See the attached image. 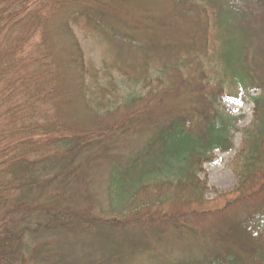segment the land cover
I'll list each match as a JSON object with an SVG mask.
<instances>
[{"label": "trees", "instance_id": "trees-1", "mask_svg": "<svg viewBox=\"0 0 264 264\" xmlns=\"http://www.w3.org/2000/svg\"><path fill=\"white\" fill-rule=\"evenodd\" d=\"M0 264H264V0H0Z\"/></svg>", "mask_w": 264, "mask_h": 264}, {"label": "rangeland", "instance_id": "rangeland-1", "mask_svg": "<svg viewBox=\"0 0 264 264\" xmlns=\"http://www.w3.org/2000/svg\"><path fill=\"white\" fill-rule=\"evenodd\" d=\"M242 102L236 96L225 95L222 99L223 106L227 107L234 116L241 117L238 125L239 131L235 134L234 149L226 153H215V160L204 166V171L200 177L207 182L209 189L207 199L213 200V207L224 205V198H216L219 194H226V198H234L231 193L235 189L236 178L234 170V160H237V154L242 145L241 130L248 127L253 116V102L250 98H244ZM219 199L220 201H215Z\"/></svg>", "mask_w": 264, "mask_h": 264}]
</instances>
